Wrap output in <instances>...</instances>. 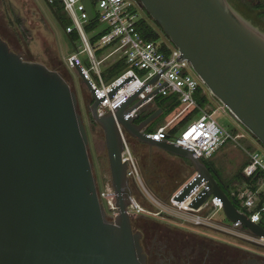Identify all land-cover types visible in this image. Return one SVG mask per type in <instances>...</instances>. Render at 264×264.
Wrapping results in <instances>:
<instances>
[{
  "label": "water",
  "instance_id": "water-1",
  "mask_svg": "<svg viewBox=\"0 0 264 264\" xmlns=\"http://www.w3.org/2000/svg\"><path fill=\"white\" fill-rule=\"evenodd\" d=\"M138 1L211 94L264 145V34L228 0ZM87 5L94 20L91 2ZM75 70L93 100L87 105L91 131L99 127L104 133L106 188L119 214L110 217L100 200L89 132L73 85L60 72L25 59L0 36V264H147L142 235L134 231L128 211L134 189L123 156V134L130 142L191 163L196 175L182 187L179 201L205 181L208 189L195 209L212 195L220 197L230 222L241 221L253 235L264 238V226L239 211L194 151L156 141L145 132L162 109L137 122L153 110L154 102L146 101L166 83L146 99H139L143 88L115 112L100 115L104 99L80 68ZM130 80L114 88L110 98ZM139 106L135 117L126 119Z\"/></svg>",
  "mask_w": 264,
  "mask_h": 264
},
{
  "label": "built area",
  "instance_id": "built-area-1",
  "mask_svg": "<svg viewBox=\"0 0 264 264\" xmlns=\"http://www.w3.org/2000/svg\"><path fill=\"white\" fill-rule=\"evenodd\" d=\"M47 1L51 6L55 3L59 4L74 23V25H67L65 31L69 36L78 33L84 46L83 52L88 54L89 61L84 63L78 54H74L68 59L69 66L73 69L79 67L83 78L89 81L96 95L104 99L98 109L100 115H104L108 111L115 112L129 97L143 88L144 90L139 94V99H146L155 89L166 83V86L160 89L158 95L178 97L182 105L178 117L190 109H198L200 111L199 117L185 126L175 136L168 134V130L173 124L171 121L166 126L159 127L155 133L148 134L150 137L159 142L166 140L170 144L190 149L202 160L203 158H212L221 148L227 144H232L235 147L243 148L248 155L249 164L244 170L246 176L251 177L258 173L264 174V153L258 149L248 150V148L243 147L241 141L246 140L245 134H234L225 129L215 119L214 112L208 111L198 104L196 94L203 87V82L197 75L193 74L194 70L190 62L182 59L180 50L166 39L149 41L144 38L140 30L141 22L145 19V16L141 15L144 9L138 0ZM87 1L91 2L95 11L96 17L94 20L90 19ZM95 21H98L102 26L104 25V30L98 38L91 41L87 28H94V25L90 23ZM94 42H98L100 48L114 46L115 49L109 55V58L116 56L115 62L125 60L127 64L125 72L110 83H106L104 80L102 69L104 60L97 58ZM135 69L145 71V78H140ZM155 78H157L155 84H150ZM127 79H131L130 82L120 88L113 98H110L109 94L112 90ZM158 95L153 96L146 102H154ZM141 107L139 106L129 112L125 116L126 119L135 117ZM123 139L125 147L123 156H126L125 163L128 165V176L133 184H136V187L137 183L142 186L151 201L143 205L134 194L128 208L133 218L151 219L147 215L167 216L171 214L186 224L224 232L241 241L250 244L254 242L264 247V238L253 235L244 227L241 221L231 222V226L219 225L214 221L211 213H217L224 208L220 197L212 195L199 209L194 208L195 202L201 198L204 190L208 189L205 181L196 186L183 201L177 199L182 188L167 201L157 198L144 184L139 161L131 142L124 134ZM106 187L99 190V197L106 210L108 208L110 211V214H108L114 218L119 214V210L116 207V199L109 195V188ZM263 189L264 180L258 191L241 188L232 192V196L238 200L244 210V212L239 211L247 215L251 222L257 224H261L262 214L264 213V206L258 209V196Z\"/></svg>",
  "mask_w": 264,
  "mask_h": 264
},
{
  "label": "rangeland",
  "instance_id": "rangeland-1",
  "mask_svg": "<svg viewBox=\"0 0 264 264\" xmlns=\"http://www.w3.org/2000/svg\"><path fill=\"white\" fill-rule=\"evenodd\" d=\"M61 18L60 21L55 17L52 13L48 3L46 0H0V33L4 36L6 40H8L13 48L21 53L24 58L29 61H35L43 63L47 66H50L49 56H56L63 64V72L66 79L73 85L74 90L77 93V97L79 100L80 108L85 120V123L88 127L89 138H90V152L92 156V162L94 164V173L98 181L99 190L104 189L108 186V180L105 176V171L103 167V155H107V151L105 149V137L103 131L97 127L96 131H99L94 135V139H92L93 132L89 126V114L87 112V105L89 104L90 93L86 89L84 85H82L81 78L78 75V72L69 66V57L74 54H78L79 58L85 63L89 61L88 54L83 52L84 46L76 32L74 34L75 39L74 44L70 41L69 35H67L66 31L62 27L63 25H74L70 17L66 12L61 9ZM141 15L146 17L145 11L141 12ZM18 18L20 20H18ZM21 21L24 28L27 30L26 39L21 35ZM151 22V20H150ZM94 25V28H87V32L89 38L96 39L98 38L103 30L104 25L102 26L98 21L90 23ZM154 27L155 24H154ZM28 38V39H27ZM97 58L99 60H104L102 65L103 71L115 63L116 56L110 57L109 55L114 51V46L100 48L98 42L93 43ZM136 73L140 78H145L146 72L135 69ZM194 75H197L193 72ZM104 80L106 83H110L112 80H107V75L104 74ZM204 85V84H203ZM205 91L208 95L207 102L204 108L208 111L215 113V119L217 122L224 127L225 129L236 133H243L246 135V140L241 141L243 147L248 148V150L258 149L264 153V147L247 131V129L237 121L228 108H226L223 103H221L216 97H214L208 88L204 85ZM190 109L185 114L178 118V115L175 117H170L166 119L163 124L160 126H166L167 123L173 122L171 128L177 126L179 127L180 120L188 113L191 112ZM199 117V114L194 118L196 120ZM171 119V120H170ZM192 120V121H194ZM191 121V122H192ZM190 122V123H191ZM158 121H154L151 125L152 127L157 126ZM90 128V129H89ZM185 128L181 127L179 131ZM97 145H95V143ZM103 147L101 148V146ZM98 148V149H97ZM101 148V149H100ZM147 152V150H145ZM150 155L161 157L165 161V163H170L173 165H180V158L167 154L162 150L157 148L151 150ZM248 158L247 153L241 147H235L232 144H227L223 148H221L218 153H216L212 158H203V160L207 164H213V166L218 169L225 177L230 178L235 173L238 172L243 165V162ZM174 168V167H173ZM188 173L193 172L187 168ZM144 180V179H143ZM190 181V180H189ZM188 181V182H189ZM186 182L185 184H187ZM145 184V183H144ZM146 186V185H145ZM184 186V185H183ZM133 189H138L139 193L142 196L140 200L143 205H145L144 200L146 202H151L147 194L145 193L142 186L137 183L133 184ZM264 190V189H263ZM144 197V198H143ZM239 210L244 212L243 208L239 207ZM108 213L110 211L107 208ZM147 215V214H145ZM211 215L215 222L219 225L223 226H231L232 223L227 219L223 210L216 212H212ZM148 218L160 222L162 224H167L170 226L178 227L181 230L191 232L198 236L210 238L216 240L221 243H226L229 245H233L239 248H242L247 251H251L254 253H258L264 256V248L256 247L250 243L241 241L240 239L226 234L224 232H218L213 229L197 227L190 224H186L182 222L174 215H163V216H151L147 215ZM136 218V217H135ZM134 218V219H135Z\"/></svg>",
  "mask_w": 264,
  "mask_h": 264
},
{
  "label": "trees",
  "instance_id": "trees-1",
  "mask_svg": "<svg viewBox=\"0 0 264 264\" xmlns=\"http://www.w3.org/2000/svg\"><path fill=\"white\" fill-rule=\"evenodd\" d=\"M52 7L55 9L60 19L62 20L60 13L62 12L61 9L63 10V8L59 4H56V3L53 4ZM143 9L146 13V17L141 22L140 30L142 31L144 38L149 41H156L158 39L163 38V39L168 40L170 43H172L169 37L166 35V33L159 26V24L152 19V17L145 10L144 7ZM18 20L20 19L18 18ZM154 24L156 27H154ZM66 26L67 25H65V27ZM21 35L25 37V39H26V36L28 35L27 30L24 28L22 24V21H21ZM0 36L4 40H6L1 33H0ZM70 37L72 38V40L75 39V36L73 34H71ZM6 41L9 43L11 48L14 51H16L11 45V43L8 40ZM48 58L50 61V66L48 67L52 70H56L60 72L63 75V77L66 78L63 72L62 62L56 56H53V57L49 56ZM126 69H127V64L125 60H119L113 63L111 66H109L106 69V71H104V74L107 75V80H114L118 78L119 76H121L125 72ZM205 90L206 89L203 85V87H201L198 93L196 94V100L201 107H204L207 102L208 95ZM154 102H155L157 109H162L163 113L157 119L159 123L157 126L155 127L149 126L145 130L147 134L155 133L157 127L158 126L160 127V125L163 124V122L166 119H169L170 117L172 118L174 116L176 117L177 115H179V113L182 110V105L180 101L178 100L177 96L171 95L168 97H164L162 95H158L155 98ZM157 109L151 110L145 113L137 122L144 121ZM199 113L200 111L198 109L191 110L190 113L186 114L180 120L179 125H178L179 127L175 126L173 128H170L168 130L169 132L168 134L170 136H175L179 132L181 127L187 126L192 120H194V118ZM257 141L262 145V147H264V145L258 139ZM131 143L135 151V155L139 161L140 169H141L142 176H143L146 187L160 200L167 201L173 194L179 191L183 187V185H185V183L191 180L192 177L195 175V170L193 169L189 161H188L189 164H186L182 162V160L184 159L180 158L181 159L180 160L181 162L179 163L180 165H176V166L173 164L167 163V162L165 163V161L161 159V157L150 155L151 150L155 148H151L135 140H131ZM145 150H147V152H145ZM205 164L207 165L209 171L213 174L215 179L219 182L222 189L227 193L229 198L233 201V203L238 209L239 207H241L240 203L235 197L232 196V192L235 190H240L241 188H250L254 191H258L264 180L263 173H258L251 177L246 176V174L244 173V170L249 164L248 158L243 162V165L240 169H238V172L235 173L230 178L225 177L222 174V171L220 172L218 169H216L213 166V164L211 163L207 164L206 162ZM187 168H189V170L191 169L190 171L193 170V172L188 173ZM258 197H259V203H258V209H259L264 206V190L260 192ZM137 219L138 218H136V220ZM261 224L264 226V213L262 214Z\"/></svg>",
  "mask_w": 264,
  "mask_h": 264
},
{
  "label": "flooded vegetation",
  "instance_id": "flooded-vegetation-1",
  "mask_svg": "<svg viewBox=\"0 0 264 264\" xmlns=\"http://www.w3.org/2000/svg\"><path fill=\"white\" fill-rule=\"evenodd\" d=\"M228 2L240 16L264 34V0ZM91 101L90 96L89 103ZM91 125L89 122V126ZM98 132H93L92 139ZM182 162L189 164L186 159ZM137 218L139 221L135 218L132 227L142 235L141 244L147 256V264H264V256L258 253L198 236L152 219Z\"/></svg>",
  "mask_w": 264,
  "mask_h": 264
},
{
  "label": "crops",
  "instance_id": "crops-1",
  "mask_svg": "<svg viewBox=\"0 0 264 264\" xmlns=\"http://www.w3.org/2000/svg\"><path fill=\"white\" fill-rule=\"evenodd\" d=\"M157 109L156 105H155V102H154V105H153V110ZM170 123V122H169ZM168 124V123H167ZM162 127V126H160ZM159 128V126L157 127V129ZM156 129V130H157ZM135 193H136V196L139 197L140 199H142V196L141 194L139 193L138 189H135ZM144 203L146 204V201L144 200Z\"/></svg>",
  "mask_w": 264,
  "mask_h": 264
}]
</instances>
